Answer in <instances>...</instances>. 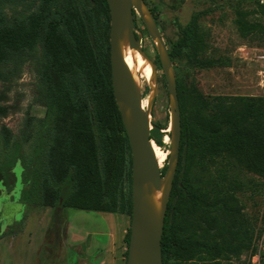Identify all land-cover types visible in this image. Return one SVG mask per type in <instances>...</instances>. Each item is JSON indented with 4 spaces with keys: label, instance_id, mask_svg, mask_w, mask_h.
I'll return each instance as SVG.
<instances>
[{
    "label": "trees",
    "instance_id": "obj_1",
    "mask_svg": "<svg viewBox=\"0 0 264 264\" xmlns=\"http://www.w3.org/2000/svg\"><path fill=\"white\" fill-rule=\"evenodd\" d=\"M10 1L0 0V8ZM57 1L33 0L39 8L15 24H6L0 11V62L42 42L47 87L46 115L38 121L41 127L32 151L35 161L29 162L15 142L14 156L0 164V188L4 181L15 189L12 176L21 164L25 187L40 186L43 205L60 203L132 216V153L113 92L108 2L67 0L58 7ZM225 1L234 2L240 36L264 45V4ZM198 17L179 25L182 36L169 48L172 60L184 57L194 68L230 65V56L203 58L209 35L200 30ZM177 86L181 155L165 219L163 262L233 264V257L255 252L254 227L235 193L243 189L242 183L223 172L212 186L197 185L191 173L199 163H215L227 154L264 178V95L210 97L196 84L188 89ZM167 128L156 124L151 131L160 147ZM6 140L9 145L10 138ZM168 158L166 151L162 174ZM130 236L131 228L128 244Z\"/></svg>",
    "mask_w": 264,
    "mask_h": 264
},
{
    "label": "rangeland",
    "instance_id": "obj_2",
    "mask_svg": "<svg viewBox=\"0 0 264 264\" xmlns=\"http://www.w3.org/2000/svg\"><path fill=\"white\" fill-rule=\"evenodd\" d=\"M66 2L58 0L56 5L61 7ZM145 2L150 9L153 8L151 11L158 18L169 48L182 36L179 25H186L192 16L198 14L200 30L207 31L209 35V46L204 49L203 58L231 57L228 66L205 68L189 67L184 57H178L173 61L177 85L188 89L196 84L210 97L262 95L257 64L237 58L236 48L245 42L264 45L258 40L252 41L240 36L231 6L234 2L184 0L174 8L170 7L168 0ZM38 8V3L33 0H13L4 3L0 11L6 24H15ZM136 24L142 34L144 50L157 65L159 92L152 106L151 118L153 123L168 127L163 130L164 146L160 147L153 142L154 151L163 168L166 151H170V136L167 135L171 121L170 96L155 43L139 14L136 15ZM44 62L42 42L34 50L11 54L7 61L0 62V164L14 156L15 142L19 143L21 154L28 157L29 162L35 161L36 156L32 151L36 146V131L41 127L38 121L45 117L47 110ZM141 76L145 103L150 88L146 75ZM6 138H10L9 145L5 144ZM15 171L16 175L12 176L16 181L15 189L4 181L0 188V264H44L46 261L47 264H83L84 259L86 264H98L103 256H107V262L111 264H127L131 215L62 207L60 203L55 206L43 205L40 186L25 187L23 165L19 164ZM223 172H226L228 178L242 183L243 189L235 193L244 206L243 212L249 223L254 227L255 252L246 251L231 261L233 264H264V178L244 168L238 158L225 154L215 163L207 162L205 166L199 163L191 173L192 182L212 186L214 177L219 178V173ZM53 184L60 183L53 181ZM60 221L67 224L66 243L62 244L58 252L57 242L52 245L47 241L45 243V234L55 238L59 236L61 233L57 225ZM46 246L51 250H47ZM79 253L83 256H79Z\"/></svg>",
    "mask_w": 264,
    "mask_h": 264
},
{
    "label": "water",
    "instance_id": "obj_3",
    "mask_svg": "<svg viewBox=\"0 0 264 264\" xmlns=\"http://www.w3.org/2000/svg\"><path fill=\"white\" fill-rule=\"evenodd\" d=\"M113 92L127 131L132 153V220L127 264H164L162 239L169 200L181 155L182 120L177 77L170 49L145 0H107ZM142 18L154 41L170 96V151L165 174L154 151L151 131L156 128L151 110L159 92L156 62L142 46V34L135 14ZM129 48H135L149 62L152 81L146 108L136 74L128 62ZM169 127V128H170ZM161 195L158 198V191Z\"/></svg>",
    "mask_w": 264,
    "mask_h": 264
},
{
    "label": "built area",
    "instance_id": "obj_4",
    "mask_svg": "<svg viewBox=\"0 0 264 264\" xmlns=\"http://www.w3.org/2000/svg\"><path fill=\"white\" fill-rule=\"evenodd\" d=\"M264 4V0H255ZM236 57L243 61L257 64L259 87L264 95V46L252 45L245 42L236 48Z\"/></svg>",
    "mask_w": 264,
    "mask_h": 264
},
{
    "label": "bare ground",
    "instance_id": "obj_5",
    "mask_svg": "<svg viewBox=\"0 0 264 264\" xmlns=\"http://www.w3.org/2000/svg\"><path fill=\"white\" fill-rule=\"evenodd\" d=\"M128 62L131 65L134 73L136 74V77L138 78V81L140 85L142 86L143 80H142V74L146 75L147 80L152 81V68L150 65V62L135 48H129L128 52ZM148 102V101H147ZM147 102L144 103L143 106L146 108ZM171 130V127L169 128ZM161 195V191H158V198Z\"/></svg>",
    "mask_w": 264,
    "mask_h": 264
},
{
    "label": "crops",
    "instance_id": "obj_6",
    "mask_svg": "<svg viewBox=\"0 0 264 264\" xmlns=\"http://www.w3.org/2000/svg\"><path fill=\"white\" fill-rule=\"evenodd\" d=\"M58 224H59V226L57 225V227L59 228V231H60L61 234H59V236H57L56 238L52 237V235H50L48 233L45 234V243L47 241V243H50L52 245V244L57 242V245H58L57 251L59 252V250L62 249V244L66 243L65 242V229L67 227V224H65V223H63L61 221ZM46 249L49 250V251L51 250L50 247H48V246H46ZM79 256H83V255L79 253ZM107 260H108L107 256L106 257L103 256L102 258H100L98 264H111V263L107 262ZM83 261H84L83 264H86L85 259ZM47 263H48V261L44 262V264H47Z\"/></svg>",
    "mask_w": 264,
    "mask_h": 264
},
{
    "label": "flooded vegetation",
    "instance_id": "obj_7",
    "mask_svg": "<svg viewBox=\"0 0 264 264\" xmlns=\"http://www.w3.org/2000/svg\"><path fill=\"white\" fill-rule=\"evenodd\" d=\"M146 1V0H145ZM184 0H168V2H169V5H170V7H172V8H174V7H177L179 4H181L182 2H183ZM152 9V11H153V8H151ZM154 16L156 17V15L154 14ZM156 19H157V23H158V25H159V27H160V23H159V21H158V18L156 17ZM135 21H136V15H135ZM160 29H161V27H160ZM162 31V30H161Z\"/></svg>",
    "mask_w": 264,
    "mask_h": 264
}]
</instances>
